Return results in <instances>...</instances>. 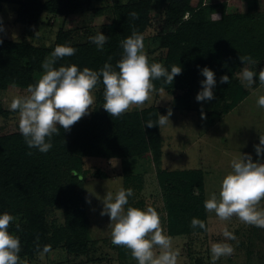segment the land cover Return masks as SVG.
Wrapping results in <instances>:
<instances>
[{"label": "trees", "instance_id": "trees-1", "mask_svg": "<svg viewBox=\"0 0 264 264\" xmlns=\"http://www.w3.org/2000/svg\"><path fill=\"white\" fill-rule=\"evenodd\" d=\"M97 1L0 0V5L17 4L15 20L25 26H37L44 13L62 20L88 10L94 16L109 15V21L100 26L99 33L108 37L102 50L88 39L73 41L72 29L62 26L49 46L0 37V90L12 87L26 91L28 85H34L43 74V62L57 45L67 44L76 49L74 55L58 59L57 68L76 65L80 70L99 71L105 63L115 68L124 54L121 42L135 31L143 34L144 44L148 38L159 37L158 46L163 52L155 55L154 50L146 51L150 64L161 63L169 72L172 66L182 68L171 85L163 78L153 81L156 90L152 94L157 97L163 88L172 98L171 109L195 110L213 120L248 96L237 73L240 68L252 69L264 61V0H251L244 11L241 0H196L195 4L192 0H126L98 5ZM154 8L160 13L155 19L151 14ZM132 12L138 18L133 19ZM214 13L220 19L212 18ZM149 29L153 33L146 36ZM88 32L87 27L84 34ZM244 56H250L256 63L242 64L239 57ZM204 67L214 72L216 86L211 109L201 111L194 99ZM224 75L229 77L228 84L220 82ZM95 89L96 104L90 116L80 119L68 131L57 125L60 134L53 135V146L47 153L29 148L19 131L0 136V215L7 212L17 218L9 231L16 232L20 239L21 259L33 260L45 246H50V250L59 247L74 259L88 256L93 242L86 233L88 217L83 185L89 173L96 178L108 176L106 171L85 169L84 159L91 157L118 161L122 166L117 173L119 178L123 177L122 187L131 188L133 194L142 192L144 175L149 172L140 171L137 166L142 160L150 161L163 199L166 233L173 237L205 231L191 226L193 218L206 225L203 172L168 170L161 165L163 139L158 120L167 108L153 104L110 117L100 109L104 103L102 78ZM11 114L0 105V117ZM149 121L157 126L148 128ZM134 197L128 198L125 209L144 210V201ZM50 208L61 209L62 223L46 219L44 212ZM110 246L117 247L121 260L129 258L128 249L112 241Z\"/></svg>", "mask_w": 264, "mask_h": 264}, {"label": "rangeland", "instance_id": "rangeland-1", "mask_svg": "<svg viewBox=\"0 0 264 264\" xmlns=\"http://www.w3.org/2000/svg\"><path fill=\"white\" fill-rule=\"evenodd\" d=\"M125 1L99 0L95 4L105 2L113 4L114 2ZM192 3L195 4L196 0H192ZM250 5L251 0H241L242 11ZM16 10L17 4L0 5V28L3 29L0 31V37L22 40L35 45H51L57 30L61 26L65 29H72L73 41L89 40V37H93L100 32L102 24L109 21L107 13L103 16H94L93 12L88 10L70 15L65 20L44 13L41 15L37 26H25L16 22ZM151 14L154 19L160 15L159 10L155 8ZM212 18L216 17L212 15ZM87 27L90 32L84 34ZM152 33V29H149L146 36H150ZM144 45L145 51L154 50L153 54L155 55L163 52L158 46L159 37L148 38L147 44ZM153 54L149 55L152 56ZM261 69H264V61L255 64L250 69L257 73L254 78L255 83L251 86L242 79L240 75L242 68L239 69L240 73H237V77L248 91V96L232 110L221 114L218 119L212 120L211 117L205 115L201 118L200 112L195 110L188 112L171 109L172 98L163 91H160L157 97L152 94L151 99L143 107L133 106L130 109H141L154 104L167 108L164 115L171 109L170 125L160 126L163 139L162 149H164L163 166L173 170H201L203 172L205 201L210 197V194H219L221 181L232 170L231 162L238 158L239 154H249L253 162L259 159L261 163H264V153L258 158L254 149V146L259 145V138H264V108L257 103L258 98L264 96V82L259 79ZM199 78L201 81L204 80L202 75ZM201 90L200 85L197 93ZM97 91V89L93 90L95 102L90 109V113L96 104ZM23 95H27V92L17 88L9 87L7 90H0L1 107L13 112V115L11 114L7 118L0 117V136L19 131V114L10 109V103L14 96ZM194 102L201 111L210 110L212 107L210 101L197 102L194 99ZM103 104L100 105L101 110ZM90 113L83 118H88ZM84 160L86 170L97 169L106 171L108 174L107 177L96 178L89 173L83 185L88 217L86 233L88 239L93 242L92 250L88 256L74 259L58 247L47 252L43 259L38 255L33 260H28L29 264H68L72 262H82V264H137L131 252L128 259L121 260L118 256L119 250L117 247L110 246L112 241L111 221L108 215H101L104 208L103 198L106 193L111 192L115 196L122 187L121 179H118L117 175L122 166L116 160L106 162L92 157ZM142 161L137 167L140 171L145 169L149 172L144 175L142 189L140 190L142 192L140 194L134 193L132 196H135L134 199L144 201L143 209L152 206L157 210L161 217L162 226L166 231L164 204L155 180L154 168L150 161ZM261 207H264V201H261ZM44 216L52 223L56 221L60 224L63 220L61 209H46ZM225 227L236 236V240H226L222 234ZM206 228L207 231L200 233L171 236L173 247L179 250L178 264H213L211 245L221 241L231 244L234 252L230 256L220 257L215 261V264H264V229L247 225L235 216L230 220L221 221L214 212L208 211H206ZM12 234L17 235L16 232H12ZM88 259L89 261L90 259L93 260L88 263Z\"/></svg>", "mask_w": 264, "mask_h": 264}, {"label": "clouds", "instance_id": "clouds-1", "mask_svg": "<svg viewBox=\"0 0 264 264\" xmlns=\"http://www.w3.org/2000/svg\"><path fill=\"white\" fill-rule=\"evenodd\" d=\"M130 15L133 19L138 18L135 12ZM214 16L220 19L215 13ZM107 39L101 33L89 37L98 50L103 49ZM121 43L124 54L115 68L105 63L99 71L89 68L80 70L76 65L55 67L58 59L72 56L76 52L75 48L67 44L55 47L42 64L43 74L34 85L27 86V95L14 96L10 103V109L19 114V132L29 148L47 153L53 146V135L60 134L57 125L68 131L88 115L95 102L93 90L101 83V78L104 85L103 109L110 117H120L133 106L143 107L151 99L156 90L154 80L163 78L171 85L174 77L182 73L180 66H172L169 72L161 63L150 64L143 34L133 31ZM239 59L242 64L256 63L250 56ZM200 74L204 80L201 81L202 90L195 99L197 102L210 101L214 98L212 89L216 86L215 74L207 67L201 69ZM240 75L251 86L255 83L257 73L244 67ZM259 79L264 82V69L260 70ZM220 82L228 84L229 77L221 76ZM257 103L264 108V96H260ZM171 115V109L166 115H159L158 125H170ZM146 126L152 128L157 125L149 121ZM261 146H264V138H259V145L254 146L258 158L264 153V147ZM231 169L221 181L219 194H210L204 202V208L214 212L221 221L235 216L247 225L264 229V207H261V201H264V163L259 159L253 162L249 154H239L231 162ZM132 195L131 188L121 187L115 196L108 192L103 198L101 215H108L111 221L112 243L128 249L137 264H178L179 250L173 247V238L166 234L157 210L152 206L144 210L135 207L125 209ZM16 219L7 212L0 215V264H29L27 259L20 257L19 237L9 231ZM191 226L207 231L205 223L197 218L191 220ZM16 227L19 229L18 224ZM222 234L226 240L237 239L226 227ZM49 251L50 246H45L39 253L40 258L43 259ZM233 252L234 248L229 243H212L213 264L220 257L230 256Z\"/></svg>", "mask_w": 264, "mask_h": 264}, {"label": "crops", "instance_id": "crops-1", "mask_svg": "<svg viewBox=\"0 0 264 264\" xmlns=\"http://www.w3.org/2000/svg\"><path fill=\"white\" fill-rule=\"evenodd\" d=\"M162 153L164 154V149H162ZM162 162H163V159H162ZM165 164H166V163H165ZM161 165H162V167H163L164 169H168V168H166V167L163 166V163H162ZM168 170H173V169H168Z\"/></svg>", "mask_w": 264, "mask_h": 264}, {"label": "built area", "instance_id": "built-area-1", "mask_svg": "<svg viewBox=\"0 0 264 264\" xmlns=\"http://www.w3.org/2000/svg\"><path fill=\"white\" fill-rule=\"evenodd\" d=\"M186 17V15L184 16V18Z\"/></svg>", "mask_w": 264, "mask_h": 264}]
</instances>
